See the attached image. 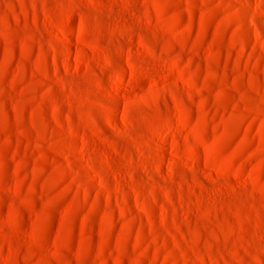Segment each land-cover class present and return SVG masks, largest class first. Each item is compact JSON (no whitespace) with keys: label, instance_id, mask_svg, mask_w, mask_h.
I'll return each instance as SVG.
<instances>
[{"label":"rangeland","instance_id":"1","mask_svg":"<svg viewBox=\"0 0 264 264\" xmlns=\"http://www.w3.org/2000/svg\"><path fill=\"white\" fill-rule=\"evenodd\" d=\"M0 264H264V0H0Z\"/></svg>","mask_w":264,"mask_h":264}]
</instances>
